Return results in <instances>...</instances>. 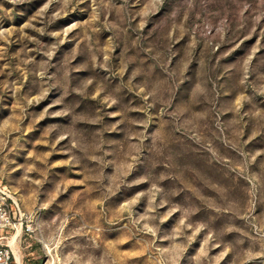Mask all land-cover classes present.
<instances>
[{
  "label": "rangeland",
  "instance_id": "1",
  "mask_svg": "<svg viewBox=\"0 0 264 264\" xmlns=\"http://www.w3.org/2000/svg\"><path fill=\"white\" fill-rule=\"evenodd\" d=\"M0 185L22 264H264V0H0Z\"/></svg>",
  "mask_w": 264,
  "mask_h": 264
},
{
  "label": "built area",
  "instance_id": "2",
  "mask_svg": "<svg viewBox=\"0 0 264 264\" xmlns=\"http://www.w3.org/2000/svg\"><path fill=\"white\" fill-rule=\"evenodd\" d=\"M35 217L34 213L22 211L17 199L7 188L0 185V264H22L16 259L11 246L3 242V239L9 238L10 233L19 230L31 234L34 231Z\"/></svg>",
  "mask_w": 264,
  "mask_h": 264
},
{
  "label": "bare ground",
  "instance_id": "3",
  "mask_svg": "<svg viewBox=\"0 0 264 264\" xmlns=\"http://www.w3.org/2000/svg\"><path fill=\"white\" fill-rule=\"evenodd\" d=\"M18 233H19V232H18ZM5 239L8 240V238H5ZM5 239H3V240H5ZM14 239H16L15 236H13V238L10 240L11 242H10V241H9V242L7 241V242H5V243H8V244L10 243L11 245H13V244H14ZM3 242H4V241H3ZM10 244H9V245H10ZM11 245H10V246H11ZM17 256H18V255H17ZM18 257H19V256H18Z\"/></svg>",
  "mask_w": 264,
  "mask_h": 264
}]
</instances>
